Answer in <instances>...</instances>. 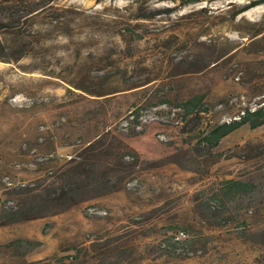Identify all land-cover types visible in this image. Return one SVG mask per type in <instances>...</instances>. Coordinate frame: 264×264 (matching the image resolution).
<instances>
[{"label": "rangeland", "instance_id": "rangeland-1", "mask_svg": "<svg viewBox=\"0 0 264 264\" xmlns=\"http://www.w3.org/2000/svg\"><path fill=\"white\" fill-rule=\"evenodd\" d=\"M249 1L0 0V52H7L0 59V219L15 186L48 178L96 135L116 143L112 153L121 146L141 159L118 190L0 224V246L18 237L40 240L28 262L95 240L108 246L106 264H264V157L226 158L264 141V125L224 137L214 152L225 154L212 163L184 143L172 107L175 98L205 94L203 121H222L261 99L264 37H248L264 25V3L231 16ZM161 85L172 103L152 106L149 97ZM136 103L143 107L140 127L107 133ZM158 161L163 165L154 167ZM229 178L257 184L230 203L234 220L249 225L246 239L237 221L214 226L198 204ZM178 232L194 253L162 254L160 240ZM8 257L0 248V264Z\"/></svg>", "mask_w": 264, "mask_h": 264}, {"label": "trees", "instance_id": "trees-1", "mask_svg": "<svg viewBox=\"0 0 264 264\" xmlns=\"http://www.w3.org/2000/svg\"><path fill=\"white\" fill-rule=\"evenodd\" d=\"M178 1L187 4L196 0ZM263 3L264 0H250L236 8L231 16L235 18L244 11ZM2 25L3 23L0 22V27ZM261 37H264V25L256 27L248 40L260 39ZM239 45L240 43H237L233 48ZM262 49L249 50V53H257ZM4 51L5 47L0 52V59L7 53ZM214 62L216 60L207 64H201L200 62V64L195 65V63H192V66H187L181 72L199 71ZM162 86H157L152 90L153 93L149 97V101H156L152 106L170 105L172 103L170 102L169 92L164 91ZM81 89L86 91L85 87ZM67 91H71V89L68 88ZM174 101L172 107L176 109L179 121L182 123L180 133L185 137L184 143L192 146L196 153L211 157L210 161L212 163L225 154V152H214V149L224 137L242 127L253 130L264 125V93L255 104L244 105L235 116L222 121H203L204 116L201 113H207L209 110L205 94L196 93L185 98H175ZM141 109H143L141 105L133 104L118 125L107 130V133L111 134L116 131L129 134L131 130L140 127ZM118 126H120V129L117 128ZM102 138V135H96L92 141L82 145L71 157H67L68 160L64 164L56 166L49 173L48 178L38 179L34 185L27 183L15 186L11 192L12 204H7L8 200L2 201L1 217L3 220L0 219V224L56 214L80 201L126 186L131 181V175L141 159L135 151L121 150V146H118L117 151L112 153L113 146L116 143L102 140ZM196 155L200 156L199 154ZM250 155L263 158L264 141L245 144L226 155V158H247ZM196 160L197 158H195ZM158 163L153 166L163 165L159 161ZM256 188L257 184L254 181L234 178L224 179L220 182L216 191L210 194L202 193L198 198V204L204 212V217L214 226H225L237 221L239 223L237 227L240 231L238 235L246 239L249 225L245 220L240 222L234 220L233 212H230L229 208L230 203L235 202L238 196L250 194ZM179 234H182V232H178L176 235L169 234L160 240L158 247L161 249L162 254L185 257L194 253L190 243H188L190 238L179 237ZM41 245L40 240L22 237L13 238L0 246L9 254V257L2 264H106L107 262L108 249L106 248L108 246L95 240L87 245L78 244L61 248L59 252L54 253L46 261H26L27 254L40 248Z\"/></svg>", "mask_w": 264, "mask_h": 264}]
</instances>
